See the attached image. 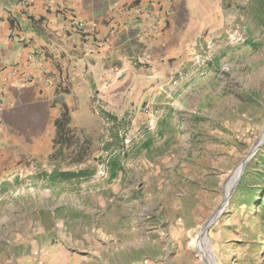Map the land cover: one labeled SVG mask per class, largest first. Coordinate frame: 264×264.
Returning <instances> with one entry per match:
<instances>
[{
    "label": "rangeland",
    "instance_id": "obj_1",
    "mask_svg": "<svg viewBox=\"0 0 264 264\" xmlns=\"http://www.w3.org/2000/svg\"><path fill=\"white\" fill-rule=\"evenodd\" d=\"M259 15L253 45L217 73L219 95L181 107L178 123L125 118L112 138L109 121L90 119L58 140L48 160L0 170V264H204L196 237L223 206L224 180L246 159L205 234L217 264H264ZM118 146L125 155L115 159ZM52 170L84 172L50 182Z\"/></svg>",
    "mask_w": 264,
    "mask_h": 264
},
{
    "label": "crops",
    "instance_id": "obj_2",
    "mask_svg": "<svg viewBox=\"0 0 264 264\" xmlns=\"http://www.w3.org/2000/svg\"><path fill=\"white\" fill-rule=\"evenodd\" d=\"M255 2L0 0V170L48 160L76 125L104 123L106 113L178 123L181 107L219 95L217 73L253 45L252 28L262 25ZM71 17L84 22V36ZM233 27L244 43H228ZM205 42L214 43L208 65L195 60ZM34 53L39 62L28 59Z\"/></svg>",
    "mask_w": 264,
    "mask_h": 264
},
{
    "label": "built area",
    "instance_id": "obj_3",
    "mask_svg": "<svg viewBox=\"0 0 264 264\" xmlns=\"http://www.w3.org/2000/svg\"><path fill=\"white\" fill-rule=\"evenodd\" d=\"M69 28L74 33L82 34L84 36L85 30H84V22L81 20H78L74 17H71L69 19ZM242 32L238 28H236L230 35L227 36V41L229 44H236L238 42H242L244 38L242 37ZM93 47L97 48V44L95 40L93 41ZM198 54L195 57L196 62L203 63L205 65H208L213 60V49H214V43L212 42H205V43H198ZM28 59L33 62H39L41 60V56L39 54H31L28 56ZM32 78L28 77L26 81H30ZM5 92L3 88H0V112L4 109L6 106L5 102ZM142 111L146 114H150L151 110L149 105H144Z\"/></svg>",
    "mask_w": 264,
    "mask_h": 264
},
{
    "label": "bare ground",
    "instance_id": "obj_4",
    "mask_svg": "<svg viewBox=\"0 0 264 264\" xmlns=\"http://www.w3.org/2000/svg\"><path fill=\"white\" fill-rule=\"evenodd\" d=\"M264 139V129H263V133L262 136L260 138L261 141H263ZM260 141V142H261ZM247 161L244 160L242 161L232 172V174H230L223 182V190H224V203L223 206L220 208V210L217 212V214H219L223 207H225V204L227 203V200L230 196V194L232 193L237 180L244 168L245 162ZM217 214L215 216H213L211 218V220H209L206 224H211L213 219H215L217 217ZM212 221V222H211ZM211 222V223H210ZM205 226L203 227L202 231L204 230ZM197 242L195 243V248L198 250V252H200V254L203 256L205 263L204 264H217V253L216 251H214L212 248H210V241L209 238L207 237V235L205 233H201L200 235H198L196 237ZM202 258V257H201Z\"/></svg>",
    "mask_w": 264,
    "mask_h": 264
},
{
    "label": "trees",
    "instance_id": "obj_5",
    "mask_svg": "<svg viewBox=\"0 0 264 264\" xmlns=\"http://www.w3.org/2000/svg\"><path fill=\"white\" fill-rule=\"evenodd\" d=\"M264 11V0H256L255 5L253 6V14L256 18L260 17V13H262ZM106 117V121H109V123H111V129L113 132V137L115 138H119V134H118V129L119 126L123 125V123H125V118L122 119H118V117L110 114V113H106L105 115ZM127 122V121H126ZM113 129L115 131H113ZM114 138V139H115ZM123 137H121L122 139ZM64 139H60L61 142H64ZM142 145L144 147H147L149 145L148 140H146L144 143H142ZM125 155V152L123 150L122 147H117L116 151H115V159H118L119 157H122ZM262 162L264 163V160L262 159ZM118 167V163L116 160H114L113 162H111V170L115 171L116 168ZM84 172V170L80 171V172H70V171H66V172H62L61 174H59L56 170H52V172L50 174H47V178L50 182H58V175L62 176L63 179H69L71 177H78L80 174H82ZM264 187V185H262ZM264 197V194L263 196Z\"/></svg>",
    "mask_w": 264,
    "mask_h": 264
},
{
    "label": "water",
    "instance_id": "obj_6",
    "mask_svg": "<svg viewBox=\"0 0 264 264\" xmlns=\"http://www.w3.org/2000/svg\"><path fill=\"white\" fill-rule=\"evenodd\" d=\"M209 225H210V224H208V225L205 226V228H204V230L202 231V233H206V229H207V227H208Z\"/></svg>",
    "mask_w": 264,
    "mask_h": 264
}]
</instances>
